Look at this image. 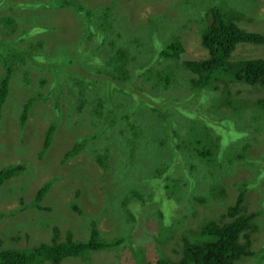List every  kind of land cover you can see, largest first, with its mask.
I'll return each mask as SVG.
<instances>
[{
	"label": "rangeland",
	"instance_id": "374dc122",
	"mask_svg": "<svg viewBox=\"0 0 264 264\" xmlns=\"http://www.w3.org/2000/svg\"><path fill=\"white\" fill-rule=\"evenodd\" d=\"M17 1L27 0H10L11 3ZM28 1L30 3L24 4L22 9H14L11 3L4 7L2 4L5 2L0 0V50L2 47L8 49V44L16 48L31 46L35 52L37 45L45 50L50 47L63 50L65 47L59 57L50 60L56 65L58 62L63 63L61 68L66 66L74 51L95 47L97 53L92 54H97L98 57L71 72L67 66L66 72L74 78L61 71L57 76L58 69L52 67L47 70L30 67L26 76L23 72L12 74L0 119V170L18 164L23 165L24 169L21 174L6 180L0 187L2 246L30 250L40 243H51L55 238L60 242L69 236L74 240H86L91 222H96L102 236L108 240L127 235L131 232V227L129 222L125 225L127 218L124 210L122 208L121 211L120 204L116 203L119 199V188L113 181L114 172L119 167L121 173L118 181L137 184L141 182L142 176L151 175L162 162L149 160L156 153L154 148L145 154L149 163L145 168H136L131 161L127 162L126 168L122 162L123 156L127 157V154L122 142L117 138L121 130L127 132V135L130 133L129 129L127 131L128 120L125 117V112L129 110L121 107L124 97L117 91L119 83L112 84L111 89L110 85L105 83V80H110L106 78L112 77L111 73H117V68L124 64L121 58L113 64L110 63L109 59L114 56L117 47L111 44V41L114 39L117 45L129 44L128 59L125 62L128 72L136 64H147L154 53L161 51L173 39L182 41L184 45L182 59L200 61L209 56L208 50L202 45V38L210 6L214 3L221 6L225 3L227 7L234 8L237 2L81 0L91 12L88 18L82 20L77 18L73 11L74 2L71 3L72 6H60L62 0ZM249 1H238L240 14H246L241 17L239 25L246 31L264 34V0H251V5ZM46 5L54 9L49 12L52 15L50 24L53 25L34 35L26 36L19 42H13L22 30L30 25L27 19L33 26L37 25V13ZM109 7L112 9L105 12ZM9 16L14 18L13 24L4 20ZM85 21L90 22L94 32L92 31L86 42L81 39L79 43ZM100 33L102 38L98 39ZM9 53L10 51L7 55ZM257 58L264 59V44L240 42L232 54L234 62ZM12 59L16 60L14 56ZM157 65L162 68L161 63ZM18 66L21 65L14 62L15 69L21 71ZM3 74L4 69L0 61V82ZM78 75L84 77L83 85L78 83ZM103 75L105 78H102ZM184 75L185 72L180 79L184 78ZM58 80L61 85L57 84L58 88L55 89L54 84ZM137 81L147 87L151 86L149 92L154 94L156 99L173 96L183 98L189 90L188 82L182 84L175 81L170 83L171 89H165L162 83L153 84L140 78ZM138 82L137 89L141 87ZM200 96L204 98L196 99V106L193 110H188L187 114L181 113L175 104L171 105L169 119L161 122L155 121L162 117L158 115L155 107L151 104L144 106L148 111L147 118H144L147 135L153 132L162 135L164 131L174 127L172 124L181 126L187 122L196 127L195 132L191 131L195 138L198 132L205 133L206 126L211 127L214 136L217 132L220 133V147L213 152V160L209 159L207 162L199 157V139H195L197 142H191L185 151H177L183 165H178V169L170 173L171 176L174 173L178 177L180 171L185 173L187 169L190 177L194 179L191 190L169 186L165 193L168 197L176 190L180 199L187 198L189 191L196 192L198 199L194 200L193 209L188 208L191 206L189 201L178 203L173 208L178 216L184 214L183 212L187 213L186 225L191 227L196 226L203 217H219L226 213L227 207L235 203L242 188L246 190L243 206L245 205L244 209L248 212L262 211L261 202L264 198V104L261 102L264 98V88L224 79L215 81L213 88L204 91ZM29 100L33 101L27 120L21 125L24 104ZM230 101H233L234 105ZM190 105L192 106V101ZM198 109L210 114L209 117L203 120L195 119ZM138 110L136 114L131 111L134 116L130 120H139L138 115L141 112ZM109 118L113 119V123L105 133L116 138L111 146H107L104 135H99L104 133ZM50 126L56 128L53 141L41 155L44 136ZM97 134L99 138L96 137ZM78 141L84 142L81 149L71 157H66V152ZM207 145L211 146L208 142ZM243 150L247 153L244 158H240L239 154ZM170 151L172 155L175 154V150ZM102 155H107L104 165L108 170L98 161ZM190 160L197 161L198 167H194ZM209 171L216 172V181L213 182V177L208 175ZM200 173L204 176L201 177ZM196 179H200L197 184ZM46 183L50 184V189L40 206H37L36 193ZM152 183L156 188L158 182L153 180ZM216 184L218 188L211 191L210 187ZM75 208L78 211H75ZM147 218V215L143 217L146 223ZM256 223L258 231L252 246L255 254L245 257L247 264H264V211L256 217ZM149 224L151 229L155 228V219H151ZM55 229L58 230L57 233ZM182 233L183 229L178 228L177 238ZM176 245V239L169 242L164 247L165 253L170 255L171 249ZM140 246L144 248L143 260L156 264L159 258L158 248L150 241ZM61 264H135V260L129 249L118 247L93 252L86 258H67Z\"/></svg>",
	"mask_w": 264,
	"mask_h": 264
},
{
	"label": "trees",
	"instance_id": "16d2710c",
	"mask_svg": "<svg viewBox=\"0 0 264 264\" xmlns=\"http://www.w3.org/2000/svg\"><path fill=\"white\" fill-rule=\"evenodd\" d=\"M1 1L5 2V4H2L4 7L6 4L8 5L11 3L10 0ZM238 1L239 0L234 1V4L237 2L234 8L227 7L225 3H222L221 6L215 3L210 6L206 18V28L202 38V45L208 50L209 56L200 61L182 59L181 53L184 51V45H182V41L173 39L171 42L167 43L161 51L154 53L153 58L147 64H136L133 69L130 68L128 72L125 62L128 59L129 44L124 43L123 45H117L114 39L111 41V44L117 47H115L116 52L114 56L109 59L110 63L113 64L121 58L124 64L117 68V73H111L112 77L106 78L110 80H105V83L110 85V89L113 86L112 84H115V82L119 83L120 86H117V91L120 93V96L124 97L121 107L129 110L125 112V117L128 120L127 131L129 129L130 133L127 135V132L121 130L117 138L122 142L125 153L127 154V157L123 156L122 162L125 164L126 168L128 161L133 162L136 168H142V166L145 168L149 165L145 158V154L151 148H154L156 153L154 156L150 157L149 160H161L160 162H162L161 165L153 170L151 175L147 174L146 176H142L141 182L137 184L135 182L132 184L130 182L129 184H124L118 181L119 174L121 173L119 167L118 170L114 172L113 181L119 188V195L117 196L119 199L116 203L120 204L119 209L121 211L123 208L125 217L127 218L125 225L128 222L130 223L131 232L127 235L117 236L114 239L108 240V238L102 236L96 222H91L90 233L86 240H74L72 236H69L65 241L60 242L55 238L51 243H40L30 250L4 248L2 246L3 241L0 238V264H61V262L67 258H86L93 252L118 247L129 249L130 255L135 260V264H152L146 263L143 260L144 248L140 245L147 241H150L159 250V258L156 264L248 263L244 259L245 257L248 258L255 254L252 246L255 233L258 231L256 217L264 211V198L261 202L262 211L248 212L244 209L245 205L243 206L246 198V190L242 188L239 191L235 203L227 207L226 213L221 214L219 217H203L196 226L191 227L186 225L188 218L186 217L187 213L183 212L184 214L178 216L173 211V208H175L178 203L184 201L186 203L189 201L191 206H188V208L193 209L194 200L198 199V197L196 198V192L189 191L187 198L180 199L176 190H173L172 195L168 197H166L165 194L169 186L173 188L186 187L188 189H192L194 186V179L190 177L187 169L185 173L180 171L178 177H176L174 173L173 176L170 175L171 172L178 169V165H183V163L180 162L181 159L178 158L179 155H177V151H179V153H181L180 150L185 151L191 142H197L195 139H199L200 146L198 155L203 161L209 162V159L213 160L214 158L215 153L213 154V152L217 151L220 147V133L217 132V135L214 136L211 127L206 126L205 133L198 132L195 138L191 135V131L195 132L196 127L187 122L181 124V126L172 124L174 127L164 131L162 135L156 132L147 135L145 134L144 121V118H147L148 112L144 109L145 104H151L158 111V115L160 114L162 116L155 120L157 122L169 119V109H171V105L173 104L176 105L181 113L187 114L188 110H193L196 106L198 102L196 99L200 97L204 98V96H200V94L209 88H213L214 82L219 80V76L223 72H227V75H229L231 79L246 81L250 86L264 88V59H245L236 64L230 61L232 53L236 49L238 43L248 42L257 45L264 44V34L246 31L239 25L241 17H245L246 14H240L241 11L238 9V4L240 3ZM73 2V11L77 18L79 17L84 20V18L90 16V10L85 7L84 3H81V0H62L59 5L72 6L73 4L71 3ZM27 3H30V1L12 2L11 7L14 9H22V6ZM249 5H251V0L249 1ZM110 9H112V7L106 8L105 12H109ZM53 10V7L47 5L42 8L39 13H37L38 18L36 19V26H33L32 22L27 19L30 25L24 28L22 33L19 34L13 42H19L26 36L34 35L44 28L51 27L53 25L50 24L52 15H50L49 12ZM4 20L12 22V24L15 21L11 16L4 18ZM41 21L49 24H40ZM83 27L82 38L80 35L79 43L81 39H83V42H86L91 36L92 31L94 32V27L89 21H85ZM123 28L125 27H122V29ZM97 38H102L101 33ZM64 48L63 50H59L50 47L45 50L41 48L40 45H37V50L35 52L32 50L31 46L30 48H16L8 44V49L2 47L0 50V61L4 69V74L0 82V119L2 108L9 93L12 74L16 75L17 72H23V75L26 76L30 67L44 70L52 67L58 69L56 72L57 76L61 71V73L65 72V74L74 78L73 75L71 76L69 72H66L67 66L71 72L81 67L83 63H90L92 59L96 60L98 57L97 54H92V52H96L95 47H89L81 51L78 50V52L74 51L66 66L61 68L63 63L58 62L56 65L51 63L50 60L59 57L61 53L64 52ZM8 51H10L9 55H7ZM13 56L16 60L12 59ZM14 62H18L21 65L17 67L21 68V71L15 69ZM158 63L162 64V68H159V65H157ZM184 72V78L180 79V76L184 74ZM147 73L150 75H147ZM107 75L110 76L109 72H107ZM77 77L78 83L83 85L84 77L82 78L79 75ZM102 78H105L104 75ZM139 78L140 80L144 79L153 84H156V82L162 83L165 85V89H171L170 83L175 81L181 82L182 84H187L188 82L189 90L183 98L173 96L156 99L153 97L154 94L149 92L151 86L147 87L141 81L138 82L137 80ZM186 78L187 82H185ZM137 82L141 85L138 89L136 88ZM64 83L66 84V82ZM57 84L61 85L59 80L54 84L55 89L58 88ZM51 91H53V89ZM32 101L33 100H29L24 104L21 115V125H24L27 120ZM190 101H192V106L190 105ZM261 102L264 104V98ZM231 104L234 105V102L232 101ZM199 106L202 108L200 104ZM139 107L140 110H138ZM137 110L141 112V114L138 115L141 121L136 119L130 120V118L134 116L131 115V111L136 114ZM209 115L210 114L202 112L201 109H198L194 117L195 119L203 120L204 118H208ZM112 123L113 119L109 118L104 133L101 132L99 134L104 135L107 146H111L116 139L109 133H105L107 129L111 127ZM54 129H56L55 126H50L47 129L41 148V155L50 147L53 141ZM99 135L97 134L96 137ZM211 139L215 140L212 141ZM207 142L210 143L211 146H208ZM83 143V141H78L71 150L66 152L65 156L71 157L81 149ZM170 150H175V154L172 155ZM240 153V158H244L247 151L243 150ZM106 160L107 155L99 156L98 161L100 164L104 165ZM191 164L194 167H198L197 161H191ZM104 168L108 170V167L105 165ZM23 169L24 167L21 164L9 165L1 169L0 187L6 180L21 174ZM200 175L201 177L204 176L202 173H200ZM208 175L213 177V182L216 181L215 176L217 174L215 171H209ZM179 177L184 178L181 179ZM153 180L158 182L156 188L152 183ZM199 180L196 179V184ZM210 188L211 191H215L218 186L216 184L212 185ZM49 189L50 184L46 183L37 191L35 196V203L37 206H40L41 201L44 199ZM75 211L78 210L75 208ZM167 212L170 214L168 215ZM146 215L148 217L147 223L143 219ZM151 219H155L156 221L155 228L153 229H151L149 224ZM178 228H182L183 233L177 238ZM55 232L57 233L58 230L55 229ZM175 239L177 245L171 249V254L167 255L164 247ZM1 246L3 248H1ZM256 263L258 262L254 264Z\"/></svg>",
	"mask_w": 264,
	"mask_h": 264
},
{
	"label": "clouds",
	"instance_id": "9594fccd",
	"mask_svg": "<svg viewBox=\"0 0 264 264\" xmlns=\"http://www.w3.org/2000/svg\"><path fill=\"white\" fill-rule=\"evenodd\" d=\"M253 44V43H252ZM257 45V44H256ZM234 52V51H233ZM183 53V52H182ZM233 54V53H232ZM230 61L231 62H233V63H237V62H234L233 60H232V56H231V58H230ZM239 62V61H238ZM224 79H227V80H229V81H231V82H233V83H237V82H239V83H242V84H247V85H249L246 81H242V80H236V79H231V77L229 76V75H227V72H223L220 76H219V80H224ZM250 86V85H249ZM212 88H209V89H207L206 91H208V90H211ZM1 121V120H0ZM90 233V232H89Z\"/></svg>",
	"mask_w": 264,
	"mask_h": 264
},
{
	"label": "flooded vegetation",
	"instance_id": "af4514ba",
	"mask_svg": "<svg viewBox=\"0 0 264 264\" xmlns=\"http://www.w3.org/2000/svg\"><path fill=\"white\" fill-rule=\"evenodd\" d=\"M57 17H59V16H57ZM63 22H64V20H62ZM54 23H56V22H54Z\"/></svg>",
	"mask_w": 264,
	"mask_h": 264
}]
</instances>
